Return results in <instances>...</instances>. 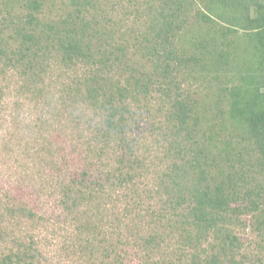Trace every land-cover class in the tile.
I'll return each mask as SVG.
<instances>
[{"label":"trees","instance_id":"obj_1","mask_svg":"<svg viewBox=\"0 0 264 264\" xmlns=\"http://www.w3.org/2000/svg\"><path fill=\"white\" fill-rule=\"evenodd\" d=\"M47 1L0 0V65L31 99L62 74L72 133L53 176L67 249L84 264H264V0H133L144 25L132 67L97 0H62L56 18ZM245 226L259 237L252 254ZM22 246L0 264H43Z\"/></svg>","mask_w":264,"mask_h":264},{"label":"rangeland","instance_id":"obj_2","mask_svg":"<svg viewBox=\"0 0 264 264\" xmlns=\"http://www.w3.org/2000/svg\"><path fill=\"white\" fill-rule=\"evenodd\" d=\"M62 2L48 0L46 14L51 18L61 16L65 8ZM136 4L133 0H97L95 12L92 10L99 18L109 13L113 15L120 28L118 37L122 36L120 40L129 46V53H134V59L124 60L130 67L140 59L139 49L132 46L140 45L141 38L139 41L137 38L144 25V20L135 11L139 8H135ZM124 71L126 67L118 69V72ZM51 74L53 76L46 79L45 85L54 99L50 95L31 99L19 92L17 74L11 71L3 73L0 65V259L9 252L27 251L28 247L19 246L33 242L42 255L43 264H84L73 248L67 249L72 225L62 223L67 213L59 206L62 187L59 184L55 186L56 176H53L59 174L58 169L62 165V134L72 133L71 129L64 131L62 127L67 124L65 126L69 128L72 115L62 113L58 103V98H61L59 90L62 89L60 70L54 69ZM115 74L116 78L121 76ZM53 102L51 107L47 105ZM98 113L94 114L91 108L81 104L77 108L78 116L95 118L94 126L102 120ZM149 122L148 118L143 120V130H148ZM72 144H77V139ZM51 151L59 152L50 159ZM22 206H26L25 212L20 209ZM30 210L36 213L34 220L25 216ZM238 233L246 247L245 253L256 252L257 232L245 226L238 229Z\"/></svg>","mask_w":264,"mask_h":264}]
</instances>
